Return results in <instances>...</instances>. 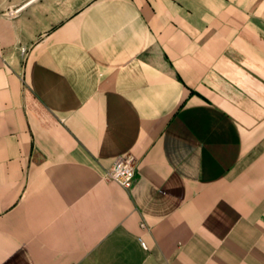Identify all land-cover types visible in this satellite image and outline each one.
<instances>
[{
	"label": "crops",
	"instance_id": "1",
	"mask_svg": "<svg viewBox=\"0 0 264 264\" xmlns=\"http://www.w3.org/2000/svg\"><path fill=\"white\" fill-rule=\"evenodd\" d=\"M0 264H264V0H0Z\"/></svg>",
	"mask_w": 264,
	"mask_h": 264
},
{
	"label": "built area",
	"instance_id": "2",
	"mask_svg": "<svg viewBox=\"0 0 264 264\" xmlns=\"http://www.w3.org/2000/svg\"><path fill=\"white\" fill-rule=\"evenodd\" d=\"M133 174V164L131 160L129 158L119 156L114 159L111 167L105 172V177L127 189L131 186ZM139 241L140 244L144 246L142 240Z\"/></svg>",
	"mask_w": 264,
	"mask_h": 264
}]
</instances>
